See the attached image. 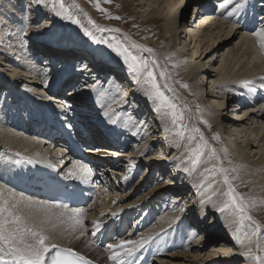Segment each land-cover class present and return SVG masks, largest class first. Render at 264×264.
Listing matches in <instances>:
<instances>
[{"label": "bare ground", "instance_id": "obj_1", "mask_svg": "<svg viewBox=\"0 0 264 264\" xmlns=\"http://www.w3.org/2000/svg\"><path fill=\"white\" fill-rule=\"evenodd\" d=\"M170 1L171 0H146L147 9L144 12L146 13V18L153 19L155 22H165L167 34H171V36H173L174 40L176 41V38L178 37L177 29L180 27V25H182V22H185L184 15L182 14L185 6L182 4V0H173L171 3ZM191 1L196 2V4L192 6L194 8L193 15L194 13L199 14L200 10L202 9L201 12H204L203 14L207 16L203 21L200 20L199 16H195V18L197 17L196 19L199 21L197 20V22H194L196 23L194 26L190 25L188 31L189 33H187L192 34L193 40L190 42H194L193 47L191 48L193 50L192 56L189 60H187L186 65V73L188 76L192 75V77L196 78L198 75L200 76L201 72H206L204 63L207 64V67L209 65V68L212 69V63L216 61V59H213L215 53H213L210 57H206L207 54L214 51L215 49L217 50L216 52H219L218 49L221 46L220 44L225 43L223 40L221 42L220 38L227 39L229 36L232 38L240 34L239 42L235 44L234 48L226 50L222 53L220 65L215 70L217 73L212 75V72L215 71L207 72L209 85H211L209 89H211V91L208 93L205 92L206 94L201 93L200 95L211 96V98H217L221 100V104H215V107L211 106V109L209 108V111H211L207 117L210 120V123H214L217 127H221L220 122L223 121L220 119V117L225 118L224 111L225 108H228L226 105L231 102L234 97L237 99V101L236 105L232 106L231 108L232 112L239 111L238 113H245L246 111L250 110L248 108L246 109V106L251 105L249 106L251 110L249 111L248 117H250V119L248 121L255 120V125H262V122L260 121L264 116V81H261L260 78L264 77V50H262L256 43V37L248 33H251L250 28L255 23L257 25V30L264 28V11L260 15V22L257 23V21L254 22L251 20V16L248 18L249 12L258 11V6L254 5L256 0H242L243 6L238 9H236L237 7L234 6V4L237 3V0H232V2L227 5V7L223 8L220 7V5L225 3V0H219V2L217 1L218 6H216L217 4L214 2V0ZM258 1H263L264 3V0ZM26 4V11H28L26 14L27 17H29L27 21H30L35 18L36 12L33 11V8L31 7L32 5L30 6V0H27ZM216 9L217 11L213 12ZM7 10L9 13L13 14L14 18L17 17L18 20V13L21 11L20 8L18 10L19 12H16V10L11 7H7ZM84 13L91 16L88 10L84 11ZM245 16H247V18ZM213 19L219 20L215 21ZM7 23L8 22H4L3 25L5 26ZM12 25L9 24L3 28H0V61L7 60L5 63L9 64L6 66L9 65V69L13 70L12 75L7 76L3 72V69H0V202L7 200L10 205L19 202L16 210L18 214L24 216L30 226L37 228L41 226L39 222L44 219L45 211L51 205L38 198L36 195H32L33 198H31L28 195H24L21 192L14 190L9 185H18V182L14 183L13 180L16 177L18 170L23 169L25 161L29 159H36L40 162H45V165L54 164V170H56L55 173L58 178L70 176L68 173L70 171H75L79 167L76 162L72 163L70 161V157L64 153L66 152V146L62 145L56 148L57 145H61L62 142L56 141L57 145L54 146V143L48 141V138L43 139L32 136L36 135V133L40 131V126L37 125L38 122H41L44 126L41 132L42 135H45L46 137L49 135V131L53 129V125H55L56 122H59L61 125L70 130L71 134L74 136L73 138L78 137L79 139H83L81 140V145L83 147L91 146L84 150V154L87 153V155H85L89 157V159L93 160L95 163H103L104 165L100 166V169L98 168L97 173H94L96 164H94L95 166L92 168L89 167V164L83 165L90 170L91 174L88 180L92 181L93 186L96 185V187H98V193L96 195L94 204L89 205L88 209L81 207L82 209H85V215L83 217L84 228L73 229L71 224H59L55 219H53L52 223L57 224L54 229L52 228L51 223L43 225V227L46 229L45 235L49 236L51 242L57 243L61 247H71L74 250L82 248L85 240L89 241L95 238L97 242L102 243L104 242V235L109 228V235H111V239H113L120 230L121 225L126 227L132 218L133 223L129 234L123 238H117L114 240V243H119L124 240L139 241L142 238L151 237L149 242L145 244L144 247H146L148 244H153V247L156 248L159 247L164 241L169 247L172 245L177 247L181 242V237L187 233V226H190L192 228V232L190 231V236L192 233H196L197 231H200V234L205 233L201 243L198 245H193L190 244V242H187L183 247L184 252L179 251L174 254L172 253L170 255L171 257L182 255L183 253L184 255L187 254V256L192 254L194 257L201 251L203 247L202 243L204 240H206V236L207 242H214L219 236H222V232H227L231 235V238L234 237L236 240L235 244L229 242L230 245H232V247H230L239 249L238 252L240 255L241 253L247 251L248 248H251L256 255L264 259V239L256 240L254 237L249 239L241 234V229L245 226H253L255 229V225L252 224L251 221L244 220L241 223L240 219L238 220L239 216H233V218H229L226 215L220 216V218H218V220H220L219 223L215 221L214 216L221 211L220 209H229L233 215H236V211L233 207H224L226 203H229L228 199L223 198L224 192L227 190V186L223 183L222 176L219 173L217 178L214 179L215 182H210L212 185L211 187L200 189L198 191V196H196L197 199H193L194 202L197 203L194 206L195 209L193 212L188 210L182 213L179 210L174 212H166L167 209L164 211L163 206H159L160 204L158 203L159 200L166 197V193H172V191L176 189L175 187L178 185L179 188L180 185L185 187L184 180L186 175L184 176L183 180H174V178H170L169 176L167 183H156L152 185L148 192L143 194V196L140 195L141 197L139 196L135 200L128 201V198L136 195L135 193L139 192L144 187L146 180H148L150 177V172L154 171V175H158V173L165 169V165H163V167L154 165L152 163L154 158H146L144 152L152 148L153 142L155 140L152 139L154 128L161 130V136L165 137L164 131H166V125H164V123L162 124L161 121H158L157 116L153 117L152 115L151 117H149V115L148 119H145L146 116H144V119H142L140 122V120L138 121V116L144 115L145 113H136L134 110H132L133 113L131 116L128 115V118L126 115H124V112H120L117 116L114 115V113L119 112L121 108L124 109V106H121L123 103L120 106H117V108H114V110H110L111 112L107 111L110 113L109 119L106 116L104 118L102 115L101 116L103 118H99L100 116L98 113L105 114L106 110H102L110 105L111 102H109L107 97L105 98V96L110 97V95H108L110 93L109 88L108 90L100 91L98 86H93L92 88L88 87L90 77L92 76L90 73L95 72L94 70L99 67L98 63L85 58L82 60L79 54L74 53L75 50L72 49L70 50L72 53H70L68 57L71 61L62 62V57L66 56L65 53H62L64 50H57L59 48H56L55 51L47 50L46 48H42L40 44L33 42L24 45L20 39H18V34L15 33L13 36L7 35V33L9 34L11 31L9 28L12 29ZM225 25H227V27H224ZM102 28H107V26H103ZM107 29L110 28L108 27ZM226 29L227 31H224ZM11 37H13V39H11ZM127 37L130 40L129 42L140 46L138 47V50L143 51L147 48L144 41L139 42L136 41L132 36ZM217 41L219 42L215 47V43ZM181 45L182 48L179 49L178 54H180L182 57L186 52L188 44H186L184 40ZM199 47H201V50L203 49V52L198 55L200 52L198 49ZM36 52L38 54L34 55ZM66 53L68 54L69 52L66 51ZM203 53L204 56L202 57L201 61L195 63V60L199 59ZM193 57H195L194 60H192ZM80 59L82 62L81 66L78 67L73 64L74 61H79ZM202 60H205V62L203 63ZM0 64L2 65V63ZM164 70L165 68L162 69L160 67L158 71L166 72V70ZM16 72H22L20 74L23 75L27 81L24 83V81L21 80L18 84L17 82L19 79H21V76L15 75ZM40 74L44 78L50 76L53 79L50 85L48 84V87H44L46 88L45 96L41 95L44 88L41 87L39 89L37 87L41 83ZM70 75H72L73 78L69 79L70 81H67V78L70 77ZM203 75L206 74L204 73L202 76ZM116 76L118 78V74H114L112 77H110L115 78ZM81 78H83V80H81ZM213 78H216V80H213ZM250 80L254 81V83L247 84L246 81ZM215 83L217 84L215 85ZM173 87L174 86L169 84V88H172L171 93L174 95V92L176 91L173 89ZM47 88L50 94L47 92ZM21 90H24L22 96L20 94ZM126 90L128 92L129 88ZM98 91L101 92V97L99 100H96L98 99L96 98V101H94V98L99 93ZM178 96L176 98L179 100L180 96ZM99 101L101 103L104 102L103 106L99 103ZM182 105H186L183 108L186 110L189 118L193 120L190 121V125L193 127L196 125V118L194 111L192 110V106L189 102L185 104L183 103ZM98 106L101 107V112L98 110L100 108H98L96 109V112L98 111L96 113L93 111V109ZM34 107H37L38 111H36ZM138 108L142 110L140 104L138 105ZM59 109H63V112H60ZM70 109H72V111H70ZM46 111L47 113L50 111L53 115V118L46 114ZM68 111H70L69 114H71V116L68 115V118H64L61 113H68ZM256 111H258V113ZM85 113L88 115H84ZM97 115L99 117H97ZM242 117H244V114ZM112 119L117 120V122L118 120H125L123 122H119V126L122 123L120 126L122 128H118L119 131H112ZM234 120L235 121H231L232 126L239 129H236V133L232 136L242 135V137H245L244 141H241L244 143V145H241V143L236 141H233L232 143L228 142L226 147L224 146L221 148V150L216 151V155L219 157V160L209 159L208 149L214 146L215 143L207 131L211 128V126H209L208 122L196 121L198 126L201 128L202 133L204 134L203 136L207 137L209 142H207L205 154L202 157L201 162L198 164V167L197 165H194L193 167H196L195 170H193L192 167L184 165L182 171L184 170V173L188 171L191 173V181H194V186L197 190L196 185L200 184L201 180H203L205 169L212 168L211 165H209L211 162L216 163L212 165H219L220 167L228 169L229 179L237 193H245L251 188L250 192H248L249 194L247 193L248 195L246 194L245 196L242 194L241 196H245L244 199L248 203L247 214L252 217V220H254L256 224L260 225L261 232L257 233L259 238L262 235L264 238V127L254 126L250 134L248 133L247 135L248 128H246V120ZM135 121L137 124L133 125L132 122ZM48 122H50L51 125H49ZM6 125L7 128H5ZM155 125L158 126L155 127ZM88 135H90V137ZM104 136H107V138L104 139ZM249 137L251 138L249 139ZM128 139H132L134 142L130 144L131 140ZM136 140L142 144L139 149L135 151L134 149L137 147L135 144ZM229 141H231V139H229ZM227 148L231 154H226ZM254 148L257 149V153L254 151V153L252 152V149ZM173 152V156L170 155L169 158L168 156H163L165 160H162V162H169V165H178L179 156L181 154L179 155L177 148ZM251 152L253 153V156H251L250 159ZM95 153L100 155L108 153V155L112 158L119 154V156L116 157L123 158L117 160L116 164H114L112 163L114 160L110 159V157L109 159H105L89 155ZM256 154H259V157L255 160L254 156ZM108 167H110L112 170L117 169L115 175L110 173L111 171L108 170ZM142 167H145V170L149 169V175H144V177L141 178L133 177V175L141 170ZM145 170H141V174H143ZM110 175H114V177L117 178L116 183L115 181H111L112 176L110 177ZM233 175L234 178L232 177ZM71 178L73 180L76 178L83 179L79 175L71 176ZM171 186L174 188H170ZM100 191H110L111 194L109 193V196L106 199L100 198ZM115 191H120V194L118 193L120 195L119 199L115 196ZM191 195L192 194H190V196ZM180 197L181 196L179 194L176 195L174 202H176L178 199L184 201V196L181 198ZM188 201L190 200L188 199L186 202L188 203ZM42 205L45 207H41ZM157 205L159 206V211L161 210V213L155 215V212H157ZM183 208L185 209V207ZM51 211L58 214L63 210L52 207ZM113 213H116V215H113ZM208 215H212V223L211 225L206 226L202 223H205L204 220L208 217ZM154 217L157 219V221L155 220L154 222L155 224L153 223ZM150 219L152 220L150 222L153 223V225L146 228L145 234L139 237H134V229L136 227L138 228L140 226L142 227V225H146ZM93 221L99 222L100 227L98 230L94 226ZM214 225H216V227H214ZM239 226L241 228V233L240 231H237ZM81 232H83L82 236L80 234ZM29 242L31 243L34 241L30 240ZM106 245L107 249L104 251V254L100 253L99 260L104 264H116L115 260L109 259V256L112 254L108 248L110 243ZM221 245L223 248H226L227 242H223ZM257 245H259V248ZM125 247H132V245L128 244L125 245ZM98 248L92 246L88 249H78L77 252L81 254L86 252V256H94L100 252ZM219 250L222 249L218 248L213 250L207 256L214 257L215 255L213 254L218 252L221 253ZM115 251L120 252L121 254L123 252L122 249H115ZM137 253L138 251L133 256L126 257L125 262L129 263ZM241 257L243 258V261L238 264H259L258 261L252 260L251 258L245 257L243 255H241ZM197 258H199V256ZM216 258L218 260L212 258L211 262L208 261L204 262L203 264H228L230 260L234 258V255L230 256L224 254L219 255L218 257L216 256ZM187 259L190 260V256ZM158 262L159 264H163L162 262L167 261L163 258L161 261L159 260L155 263ZM201 262L202 261H199L197 264H201Z\"/></svg>", "mask_w": 264, "mask_h": 264}, {"label": "rangeland", "instance_id": "obj_2", "mask_svg": "<svg viewBox=\"0 0 264 264\" xmlns=\"http://www.w3.org/2000/svg\"><path fill=\"white\" fill-rule=\"evenodd\" d=\"M26 1L27 0H0V28H3L9 24L10 25L13 24L12 25L13 30L9 28V30H11V31L9 32V34L7 33V35L13 36V35H15V33L18 34L19 35L18 39H20V41L24 45L30 44L33 42L36 44L37 43L40 44L42 48H46L47 50H54L55 51L56 48H59L57 50H64V51H62V53H65L66 56L62 57V62H70L71 61L68 58L70 53H72V52H70L71 49L75 50L74 53L79 54V56L82 58V60H84V58H85V59H90L94 62L96 61L99 65V67L94 70L95 72L90 73V75H92L91 76L92 78L90 77L88 87L92 88L93 86H95V87L98 86V88H100L99 89L100 91L108 90V88H109L110 93H111V94L110 93L108 94V95H110V97L105 96V98L107 97V99L109 100V102H111V104L108 103L110 105H108L105 109L102 110V111L106 110L107 115H105L104 113H103L104 115L102 113H98L100 117L98 115H97V117H99V118L104 117L105 118V116H106L109 119L110 113H108L107 111H110V110L112 111V110H114V108H117V106H120L123 103L121 106H124V109L121 108L122 111L120 110L119 112H116L117 114L114 113V115L117 116L120 112H124V115H126V117L128 118V115L131 116V114L133 113L132 110H134V112H136V113H140V112L145 113L144 115L138 116V118H139L138 121L140 120V122L142 119H144V116H146L145 119L146 118L148 119V116L150 115L149 117H151V115H152L153 117L157 116L158 117L157 120L161 121L162 124L164 123V125H166V127L164 126L166 129V131H164L165 137L161 136L162 135V133L160 134L161 130H159L158 128H154V133H153L152 139H155V140L153 142L152 148L148 149L147 151L144 152V154L146 155V158L147 157L148 158H150V157L154 158V160L152 161V163L154 165H157L159 167H163V165H165L166 167H164L165 168L163 170L164 172L162 171V172L158 173V175H154V173H153L154 171L150 172V177L148 178V180H146L144 187L139 192L135 193L136 195L128 198L127 199L128 201L129 200H131V201L135 200L140 195L143 196V194L148 192L150 187L156 183H160V184L167 183V181L169 180V176H170V178L171 177L174 178V180H180V179L183 180L184 176L186 175L185 180H184L185 187L183 185L182 186L180 185V188H179L178 187L179 185L178 186L176 185L177 186V187H175L176 189H174L172 191V193L170 192V194L166 193L167 195L165 198H163V195H162L163 199L159 200L158 203L160 204L159 206H163L164 211L167 209L166 212H170V211L174 212L176 210L177 211L179 210L181 213L184 211H187V210L190 212H193V210L195 209L194 206L197 204L196 202H194V200L197 199L196 196H198V191L200 189L207 188L208 184H210V182H212L218 176V173H217L215 177H212L210 174H208L204 171L203 176L204 177L207 176L208 179L205 180L204 185L202 187L197 188V190H196V188L194 186V181L192 182L191 181L192 178H190L192 176L191 173H189V171L186 173H184V170L182 171V168L184 167V165H186L188 167L189 166L192 167L193 170H195V167H196V166L193 167L194 165L191 163V160L187 159L186 157L188 156V149L189 148H195L198 143H201L200 134H203V133L201 131V128L198 126L197 122L205 121V122L209 123V126H211V128L207 131L209 132L208 134L212 139H213V137H217V139H213V141L215 143H214V146L211 147V149H215V152L221 150V148H223L224 146L226 147L228 142L232 143L233 141L234 142L236 141L238 143H241V145H244V143H242L241 141H244L245 137H242V135L232 136L233 134L236 133L235 130L237 129V127H234L231 124L232 123L231 121H235L234 119H243V121L246 120V122H247L246 128H248L247 135H248V133L250 134V132L252 131V128H254V126L264 127V116L262 117V119L260 121V122H262V125L261 124L255 125V123H254L255 120L254 121H252V120L248 121L250 119V117H248L249 111L251 110V108L249 106H251V105L246 106V109L248 108L250 110L246 111L245 113H243V112L238 113L239 111H236V112L233 111L232 112L231 108H232V106L236 105V101H237V99L234 97H233L232 101L226 105L228 108L227 109L225 108V111H224L225 118L220 117V119L223 121V122H220L221 127H217L214 123H210V120L207 117V115H209V113L211 111V110L209 111V108L211 109V106L215 107V104H221V100H219L217 98H211V96L200 95L201 93H205V92L208 93L211 91V89H209L211 87V85H209V80L207 78V76H208L207 72L216 70V68L220 65V61L222 59V57H221L222 53L225 52L226 50L234 48L235 44L239 42L240 34H238L237 36H234L232 38H231V36H229L227 39L220 38L221 42L223 40L225 43L220 44L221 46L218 49L219 52H216L217 51L216 49L214 51L208 50V51H212L210 53L204 52V53H208L206 57H210L213 53H215L213 59H216V61L212 63V69L209 68V65L207 67V64L204 63L205 60H202V62L204 63L206 72L205 71L201 72L200 76L198 75V77H196V78L192 77V75L188 76L186 73L187 72L186 71V65H187V60H189L192 56L193 50L191 48L193 47L194 42H190L193 40L192 34L191 33L187 34V33H189L188 31H189L190 25L194 26L196 24L194 22H197L198 19H196V18L198 16L200 17V20H202V21L207 16V15L203 14L204 12H201L202 9L200 10L199 14L194 13V15H193L194 8L192 6H194V4H196V2H192L191 0H182L183 1L182 4L185 6L184 10L182 12V14L184 15V21L185 22H182L181 23L182 25H180L179 28L177 25V28H178L177 29V32H178L177 36L178 37L176 38V41H175L174 37L171 36V34H167L165 22H162V21L161 22L160 21L155 22V20H153V19L146 18V13L144 12L147 9L146 0H131V1L107 0V2H106V0H98L99 9L96 7L97 0H76V1L75 0H65L66 5L67 4L78 5V7L70 8V11L73 13L75 19H77L79 21L78 24H73L71 21L62 19L61 17L55 15L44 4L37 3V0H30V2H31L30 6L32 5L31 7L33 8V11L36 12L35 13L36 19L33 18V20L27 21V19L29 17H27V14H26V12H28V11H26V8H27L26 7L27 6ZM172 1L173 0H171L170 3ZM217 1L219 2V0H214V2H216V4H217L216 6H218ZM236 2L237 3L234 4V6H236L237 4L243 6L242 0H237ZM254 3H255L254 5L258 6V9H257L258 12L255 13V21H257V23H258L261 20L260 15L264 11V5L262 6L263 1L261 2V1L256 0ZM7 7L14 8V10H16V12H19L18 10L20 8L21 11H20V13H18L19 14L18 20H17V17L14 18L13 14L8 12ZM100 9H102V11ZM236 9H238V8H236ZM86 10H88L90 12L91 16L84 13V11H86ZM149 10H150V8H149ZM216 11H217V9L214 10L213 12H216ZM195 16H197V17L195 18ZM213 20L216 21L219 19H213ZM186 21H187V23H186ZM4 22H8V23L4 26L3 25ZM15 23H17V24H15ZM17 25H18V27H21V28H18ZM103 26H107V28L109 27L110 29L102 28ZM224 27H227V25H225ZM256 28H257V25L255 24L254 29H252L251 33H248V34H252L253 32L257 31ZM100 29H106V30L101 31ZM115 30H118V31H115ZM85 31L92 33V35L96 37V40L106 41L107 43H97L96 41H94L89 36H86L84 34ZM224 31H227V29ZM127 36H129V37L132 36L136 41H139V42L144 41L146 43V46H147L146 49H151L152 51L151 52H148L146 50L141 51V50H138L137 47H136L137 48L136 49L135 47H133L134 44L129 42L130 40L128 39ZM11 39H13V37H11ZM184 40H185L186 44H188V47H187L184 55L181 57L180 54H178V53H179V49L182 48L181 43L184 42ZM115 42H119L123 46L127 47L129 49V51H131L134 55L141 57L145 60H148L150 64L152 63L153 60L156 62V64L153 66V71H154V74L156 76L157 83L161 86V90L164 92L165 96H167L170 99V101L176 105L177 110L179 112L183 113L184 119L182 121V124L184 125V128L181 129L184 132L183 137L177 135V129H176V126L172 124L171 116L166 114L168 110L164 109V108H158V102L157 101H149L148 100L146 93L150 90V85L143 83V80H144L143 77H141L140 81L138 82L135 79L134 74L131 73L127 69L126 65H124L123 61L119 57H117L115 55V53H113L111 51V49L108 47V43H115ZM218 42L219 41H217L215 43V47L218 44ZM204 43H205V41H204ZM202 45H203V43H202ZM198 49L200 51L198 53V55H199L201 52H203V49L201 50V47H199ZM66 51H68L69 53L67 54ZM59 53H61V52H59ZM204 53L202 54V56L199 59L195 60V63L198 61H201L202 57L204 56ZM36 54H38V53L36 52L34 55H36ZM47 54H49V53H47ZM194 59H195V57L192 58V60H194ZM6 61L7 60L0 61V63H2V65L0 64V69H3V72L7 76H9V75H12L13 70L9 69V65L6 66L7 64H9V63H5ZM73 64L78 66V67L81 66L82 65L81 59L79 61H74ZM100 67H101V70H100ZM160 67L162 69L165 68L166 72H164V73L166 74L167 79L166 78L163 79L161 77V75H160L161 72L158 71L160 69ZM213 67H214V69H213ZM20 73H22V72H18V73L16 72V74H15V75L21 76V79H19L17 82L18 84H19V81H21V80L24 81V83H25V81H27V79L23 75H21ZM204 73L206 75H203L204 76V78H203L202 74H204ZM216 73H217V71L212 72V75L213 74L215 75ZM114 74L115 75L118 74V78H117V76L115 78H111L112 75H114ZM40 76H41V83L37 87L39 89L41 87L44 88L45 86L48 87V84L50 85V83L53 80L52 77L48 76L47 78H44L41 74H40ZM72 78H73V76L70 75V77L67 78V81H70L69 79H72ZM83 78H81V80H83ZM199 80H200V82H199ZM213 80H216V78H213ZM86 81H87V79H86ZM77 82H75V83H77ZM166 83L168 85L167 88L164 87V85ZM45 84H47V85H45ZM169 84L176 88L175 89L173 87V89L176 91V92H174V95L171 93L172 88L171 89L169 88ZM216 84L217 83H215V85ZM185 85H186V87H185ZM215 87H217V86H215ZM127 88H129L128 92L126 90ZM42 92L43 93L41 95L45 96L46 88H44V90ZM47 92H48V88H47ZM23 93H24V90H21L20 91L21 96L23 95ZM178 95L180 96L179 100L176 98ZM100 97H101V92H99L96 95V97L94 98V101L99 100ZM96 98H98V99H96ZM105 98H104V102H105ZM107 99H106V101H107ZM104 102L101 103L99 101V103L102 106H103ZM187 102H189L191 104L192 110L194 111L195 118L197 121V122L195 121L196 125H194L193 127H191V125H190L191 124L190 121L192 119L189 118V115L186 113V110H184V108H183L186 105H184V106L182 105L183 103L185 104ZM105 104H107V103H105ZM139 104H140L142 110H140V108H138ZM27 108H29V107H27ZM34 108L36 111H38L37 107H34ZM70 108H72V107H70ZM98 108H100V109H98ZM96 109H98L100 111L101 107L98 106V107L94 108L93 111L96 112ZM107 109H109V110H107ZM59 110H60V112H63V109H59ZM70 111H72V109H70ZM70 111H68V113H64V114L61 113V115H63L64 118H68L67 117L68 115L71 116V114H69ZM256 112L258 113V111H256ZM243 114H244V117H242ZM84 115H88V114L85 113ZM114 119H115V117H114ZM114 119H112L113 120L112 121V131H119L118 128L119 129L122 128V127H120L122 125V123L119 126V124H120L119 122H123L125 120L124 119H123V121L118 120V122H117V120H114ZM100 120H102V119H100ZM136 121L132 122L133 125L137 124ZM109 123H107V124H109ZM189 125L192 129L198 128L199 133L192 132ZM157 126L158 125H155V127H157ZM5 128H7V125L5 126ZM114 129H116V130H114ZM229 132H230V134H229ZM227 133H228V135H227ZM36 135H32V136H36ZM189 137H191V139H189ZM203 137H204V141H206V143L209 142L207 137H205V136H203ZM250 138L251 137H249V139ZM229 139H231V141H229ZM233 139H236V140H233ZM128 140H131L130 144H132L134 142V140L132 141V139H128ZM135 144L137 147L134 150L136 151L139 149V147L141 146L142 143L139 141L137 142V140H136ZM60 146H62V145H57L56 148H58ZM84 147H85L84 149H86L87 147H91V146H84ZM174 148L175 149L177 148V150L179 151V155L181 154L180 156L178 155L179 156L178 165H173V164L169 165V162L168 163H164L165 161L162 162V160H165V158L163 156H165V157L168 156V158H169L170 155H172V153H174L173 152L175 150ZM119 149H121V148H119ZM227 149H226V154H231L229 149L228 150ZM253 151L257 153V149L254 148V149H252V152ZM204 152H205V150H204ZM252 152L250 154V159L254 153V152L253 153ZM85 154L87 155V153H85ZM90 156H92V154H90ZM202 157H201V159H202ZM258 157H259V154H256L254 156L255 160L258 159ZM223 161H226V160H223ZM214 163L215 162H211L209 165H211V167H213L214 165H212V164H214ZM197 167H198V165H197ZM185 168H187V167H185ZM108 170L111 171L110 173L114 174V175H115V172H117V169L112 170L110 167H108ZM141 170H145V167L144 168L142 167ZM141 170L136 172L133 175V177L141 178V177H144V175H147V174L149 175V169L145 170V172H143V174H141ZM114 175L113 176L110 175V177L112 176L111 181H115V183H116L117 178L114 177ZM140 175H142V176H140ZM175 177H176V179H175ZM232 177L234 178V175ZM186 180H188V181H186ZM170 188H174V187L171 186ZM127 190H129V189H127ZM250 190H251V188L248 189V191H246L245 193H239V194L240 195L244 194L246 196V194L248 192H250ZM107 192H101L100 191V194H99L100 198L106 199L109 196L108 194L109 193L111 194L110 191H107ZM188 192L192 195L190 196V194ZM118 193L120 194V191L114 192L115 196L119 199L120 195ZM178 194L181 197L184 196L183 197L184 201L178 199L176 202H174V198ZM190 197H191V199H190ZM223 198L227 199V197L225 195ZM188 199L190 201H188V203H187L186 201ZM92 204H94V202ZM159 206L158 205L156 206L157 212H155V215L158 213H161V210L159 211ZM154 207H155V204H154ZM183 207H185V209ZM263 213H264V211H263ZM223 215H226L229 218H233V216L234 217L238 216L237 213H236V215L235 214L233 215V213L229 209H223V211H220L219 213H217L214 216L215 221H217L219 223L220 220H218V218H220V216H223ZM211 216L212 215H208V217L204 220L205 223H202V224H204L206 226L211 225V223H212ZM154 218H153V223L155 222V220L157 221V219L156 218L154 219ZM239 219L240 218H238V220ZM150 221H152V220L150 219L149 222L144 226V228L142 227V228L135 229L134 231H136V232H134V237H139V236L145 234L146 228L153 225V223H151ZM132 223H133V219L131 218L130 222L128 223L129 225L127 226V229L125 230V232L123 234H121L120 238H123L124 236H127L129 234V231L132 227ZM214 227H216V225H214ZM187 228H188L186 231L187 233L181 237V240H180L181 242L177 247L172 245L173 247H168L166 252L161 253L160 255H159V253H157L156 256L151 259L150 264H159V262L158 263H155V262H157L159 260L161 261L163 258L167 261V262H162L163 264H180V263L181 264H197V262H199V261H202L201 264H203L204 262H208V261L211 262L212 258L215 260H218L216 258V256L218 257L219 255H224V254L230 255V256L234 255V258H232L228 264H238V263L243 261V258L241 257V255L238 252L239 249L231 248L232 245H230L229 242H232L235 244L236 240L234 237H233L234 239L231 238V235L227 232L226 233L222 232V236H219L217 238V240L214 242H207V236H206V240H204V242L202 243L203 247H202L201 251L199 253H197L199 255L194 254L195 256L193 257L192 254H189L190 258L192 259V262H191V259L190 260L187 259V258H189V256H187V254L184 255V253L182 255L171 257L170 255L172 253L174 254V253H177L179 251L184 252L183 247L185 246V244L187 242H190V244H193V245H198L199 243H201L205 233L200 234L201 232L197 231L196 233H192V235L190 236V233L192 232L191 231L192 228L190 226H187ZM240 229L241 228L239 226L237 231H240V233H241V230H242L241 234H243V236L246 238L254 237L256 240L264 239L263 235L260 236V238H259L258 234H256L255 236L254 235L252 236V233L255 230L253 226H249V227L245 226L241 230ZM117 238H119V237H117ZM117 238L115 235V237L113 239L116 240ZM84 242L85 243H84L82 248L88 249V248L93 246V244H91L90 240L89 241L85 240ZM223 242H227V246H229V247L226 246V248H223L221 245V243L223 244ZM113 243H114V241H113ZM110 244H112V243H110ZM82 248H78V249H82ZM96 248H98V247H96ZM105 248H98L100 252L97 255H94V256L88 255V257L92 258L93 260L100 262L99 261V255H100V253H102V254L105 253L104 252ZM218 248L222 249V250H219V251H221V253L218 252V253L213 254V255H215L214 257L207 256L210 254V252H212L213 250H216ZM78 249H75V250L78 251ZM222 251H223V253H222ZM85 253L86 252H84L83 254H85ZM85 255H87V254H85ZM198 256H199V258H197ZM195 257H196V259H195ZM193 259H194V261H193ZM169 261H172V262H169Z\"/></svg>", "mask_w": 264, "mask_h": 264}, {"label": "snow or ice", "instance_id": "obj_3", "mask_svg": "<svg viewBox=\"0 0 264 264\" xmlns=\"http://www.w3.org/2000/svg\"><path fill=\"white\" fill-rule=\"evenodd\" d=\"M107 2V0H106ZM232 0H225L220 7H227ZM37 3L44 4L50 9L55 15L61 17L62 19L69 20L73 24H78L79 21L75 19L70 8L78 7L75 4H67L65 0H37ZM241 5L237 4L236 7L239 8ZM96 7L99 9L98 0L96 2ZM102 11V9H100ZM105 31L106 29H100ZM118 31V30H115ZM86 36H89L97 43H107L106 41L96 40V37L92 33L85 31ZM256 37V43L259 47L264 50V28H261L252 33ZM108 47L117 57H119L127 69L134 74L135 79L139 82L140 78L143 77V83L150 85V90L146 93L149 101H157L158 108L167 109V115L171 116L172 124L176 126L177 135L183 137L184 132L181 130L184 128L182 121L184 119L183 113L177 110V107L170 99L165 96L164 92L161 90V86L157 83L156 76L153 71V66L156 62L153 60L150 64L148 60L134 55L129 49L119 42L108 43ZM133 47H140L139 45H133ZM151 52V49H145ZM162 78H166L164 72L160 73ZM264 81V77L260 78ZM247 84H253L254 81H246ZM165 88L168 87L167 84L164 85ZM186 87V85H185ZM107 115V113H105ZM192 132L199 133L198 128H193ZM191 139V137H189ZM217 139V137H213ZM200 141L195 148L188 149L187 159L191 160L193 165H198L201 162V157L204 156L205 148L207 147L206 141H204L203 134H200ZM209 159L219 160L216 155L215 149H208ZM79 167L75 171H70L68 175L77 176L83 178L84 182H87L90 178V170L85 166L81 165L77 161ZM228 169L220 167L219 165H214L212 168H206L205 172L215 177L217 173L222 176L223 183L227 186V190L224 195L227 197L230 203L225 204V208L234 207L236 213L240 218L242 223L244 220L251 221L255 225V230L252 235H256L261 232L260 225L256 224L252 217L247 214L248 203L245 199L236 192L235 188L232 186L231 181L228 176ZM208 177L205 176L201 180L200 184L196 185L200 188L204 185L205 180ZM215 180H213V183ZM208 184V187H211ZM19 202L9 204L7 200L0 202V264H90L83 255L76 252L71 247H61L57 243L51 242L49 236L45 235L46 229L43 227L44 224L51 223L54 229L57 224L52 223L53 219L59 224H71L73 229L84 228V215L85 209H69L67 205H53L47 208L44 214V219L41 220L40 227L30 226L26 218L18 214L17 206ZM45 207V206H41ZM64 208V211L53 213L51 208ZM223 211V209H220ZM116 215V213H113ZM94 226L98 230L100 225L98 221H93ZM81 236L83 232L80 233ZM95 234V233H93ZM151 237L142 238L139 241L124 240L119 243L110 244L108 246L111 251L109 259L115 260L116 264H125V258L133 256L140 248H143L145 244L149 242ZM250 239V238H249ZM34 242H29V241ZM132 245V247H125V245ZM259 248V245H257ZM115 249H122V254L115 251ZM241 255L251 258L252 260L258 261L259 264H264V259L256 255L251 248L247 251L241 253Z\"/></svg>", "mask_w": 264, "mask_h": 264}]
</instances>
